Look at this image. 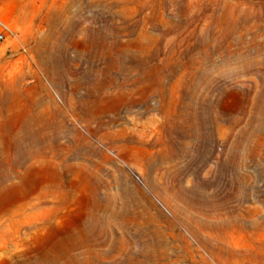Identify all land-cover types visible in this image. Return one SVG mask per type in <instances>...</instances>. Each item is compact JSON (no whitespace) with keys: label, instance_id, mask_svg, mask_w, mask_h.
<instances>
[{"label":"rangeland","instance_id":"1","mask_svg":"<svg viewBox=\"0 0 264 264\" xmlns=\"http://www.w3.org/2000/svg\"><path fill=\"white\" fill-rule=\"evenodd\" d=\"M134 2L0 0V264H264V0Z\"/></svg>","mask_w":264,"mask_h":264},{"label":"bare ground","instance_id":"2","mask_svg":"<svg viewBox=\"0 0 264 264\" xmlns=\"http://www.w3.org/2000/svg\"><path fill=\"white\" fill-rule=\"evenodd\" d=\"M119 1H121L122 6H123V11L126 12V13H127L128 9L130 7L128 5L129 4H133V2H134V0H119ZM140 4H142V3H140ZM148 4H150V2ZM133 11H134V8H132L130 12H133ZM225 18H226V16H225ZM143 35H144V37L147 36L146 33H144ZM113 44L114 43L106 44L105 45L106 50H108L109 52H112L113 46L115 45V44L114 45ZM119 46H121L120 48H122L123 50H130V49L136 48L142 53H146V54L149 53V46L148 45L144 46L143 41H142V37H140L137 40L130 41V42L124 44V45L120 44ZM176 99L173 98V101H175ZM53 193H54V191H53ZM52 208H53V206H38V207H36V209L38 211H40V213L50 212V210H52ZM35 217H36V214H33V215H30L28 218H35ZM90 220H91V218H90ZM108 225H109V223L104 222V221L94 217L91 222H89L87 225H85L82 228L81 232L79 233L80 235H78L77 237H74L72 239V241L69 243V248L67 249V251L68 252L69 251L72 252L74 250L83 248L84 253H85V256H84L85 258L83 259V261L77 262V264H99L98 259L100 258L101 255H100V253L98 251V247H100V245H101L100 239L103 236H105L106 233L108 232V229H109ZM3 232L4 231H2V233ZM63 256H65V255L63 254ZM58 261H59L58 257L51 258V259L48 260L47 264H58ZM73 262H75V260Z\"/></svg>","mask_w":264,"mask_h":264},{"label":"built area","instance_id":"3","mask_svg":"<svg viewBox=\"0 0 264 264\" xmlns=\"http://www.w3.org/2000/svg\"><path fill=\"white\" fill-rule=\"evenodd\" d=\"M4 38H5L4 33L3 32H0V40L1 39H4Z\"/></svg>","mask_w":264,"mask_h":264}]
</instances>
